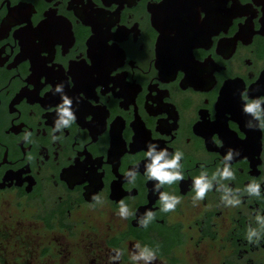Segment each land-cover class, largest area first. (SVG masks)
I'll return each mask as SVG.
<instances>
[{
  "label": "flooded vegetation",
  "instance_id": "1",
  "mask_svg": "<svg viewBox=\"0 0 264 264\" xmlns=\"http://www.w3.org/2000/svg\"><path fill=\"white\" fill-rule=\"evenodd\" d=\"M177 3L179 14L166 18L164 10L173 4L168 0H0V264H134L136 244L158 247L154 264H264V235L258 244L246 239L249 226L261 230L255 216H264V129L256 128L254 161L243 153L233 156L235 179L222 180L217 170L224 167L227 149L219 131L208 127L220 115L235 141L246 139L221 98L228 84L238 87L232 100L241 107L245 99L264 98V93H250L264 75V1L223 0L224 11L234 5L248 10L229 15L221 25L207 23L213 29L203 41L191 37L184 60L161 72L159 52L167 50L158 47L159 25L169 24L164 33L169 38L175 37L174 26H179L178 34H187L194 30L187 14L199 25L217 7L214 0ZM84 12L93 19L98 13L105 23L98 32L116 54L106 76L119 84H94L89 96L78 91L80 101L100 110V124L91 131L87 124L93 115L84 112L80 121L56 132L60 138L53 141L52 116L60 103L39 102L52 85L44 75L32 76L22 43L27 36L25 43L38 46V35L25 32L36 31L50 17L61 22L64 44L52 40L36 54L45 68L61 73L70 91L72 66L91 67L93 20ZM186 67L203 82L194 79L195 72L187 74ZM120 85L131 88L127 99L120 95ZM33 91L39 100L24 95ZM25 132L32 134L30 141L24 140ZM137 133L160 143L169 158L183 153L184 179L160 188L181 197L174 212L160 211L156 182L145 175L147 149L134 145ZM83 164L86 169L80 167L76 175L77 165ZM89 169L96 178L93 187L84 177ZM129 170L137 172L134 183L126 179ZM202 171L213 189L194 203L192 181ZM253 181L260 184V197L245 191ZM225 188L239 189L229 194L241 199L238 207L221 202ZM93 195L102 203L93 201ZM121 200L132 213L127 219L118 215ZM146 210L156 215L143 228L138 220ZM117 251L122 255L112 260Z\"/></svg>",
  "mask_w": 264,
  "mask_h": 264
},
{
  "label": "water",
  "instance_id": "2",
  "mask_svg": "<svg viewBox=\"0 0 264 264\" xmlns=\"http://www.w3.org/2000/svg\"><path fill=\"white\" fill-rule=\"evenodd\" d=\"M170 1V3H173L172 5L168 6V11L165 9V17L166 18H171V16L175 15V13H178L181 7L179 6V0H168ZM216 2V6H214L212 8V13L209 14L210 18L205 20L204 22L200 23L199 25L196 23V21H193L194 18H192L191 14H187L186 16L188 17V19H191L190 23L191 26L193 27L194 30H191L189 33L181 34V30H180V34H178L177 32V28L179 27H175L176 32H175V37L174 38H169L167 37V35H165V31L167 29H170L169 24L166 26H160L159 31L161 33V38L159 39V45L158 47L160 49H165L166 54H163L161 52H159V58L161 60V66L163 67L161 72H166L167 70H169L172 65L177 62L180 63V60H184L183 55L186 56L187 54V48L190 46V38L194 37V39H192V41H203L204 39V35L210 31L209 29H213V28H208L207 23L209 24L210 22V26L212 25H221L222 20L227 19V17L233 13H239V12H246V10H248L247 8H239L238 6L234 5L229 11H224L221 7V3L223 0H214ZM264 1V0H263ZM188 11V10H187ZM171 12V13H170ZM98 14V13H97ZM96 14V18H91V13H88L87 15L84 12V15L87 19L90 18V20H93V23L90 22L92 28H93V33H94V37L93 39H91L90 41V58H91V67H86L84 65H78L75 66L73 65L71 68V75L73 77V82H74V87L72 90H68L63 82V78L61 76V73L58 72H54L51 69H47L43 66V60L38 58L37 56V49H39V47H48L49 43L52 40H57L60 43L64 44V41H66V32H65V28L63 26V24L61 22H57L53 19L48 18L49 20L46 23H43L36 31H31L29 28V32H25L28 35H31L32 33H35L36 35H38L39 38V45L36 46L34 44H30V43H25L27 36L24 37L23 39V51L24 48H26L27 50V55L31 60V65H32V76H35V74L37 73L38 75H44L46 77V79L51 83L52 85V90L49 94L45 95V97L42 100H39L36 98V94L35 92H25L24 95L28 98V99H35V100H39L40 103H49L51 101H58L59 103H61V95L60 94H54V88L57 84H63L64 86V94H66L68 97H70L72 99V110L75 114V117L80 121V116L82 113L84 112H89L93 115V119L92 121L87 124V127L93 131L96 128H98L99 124H100V117L102 116L100 113L99 109H91L89 108L84 102L80 101L77 98V92H83L85 94V96H89L90 92H91V88L94 86V84H100V85H105V82L110 80L114 85L119 84L118 79H108L106 76L107 70L109 69V67L111 65H113V62L116 60V54L114 52L113 48H109L106 47L104 45V39H105V34L103 32H98L100 29V25L104 26V22L100 20V16L101 15H97ZM171 14V15H170ZM179 14V13H178ZM177 14V15H178ZM169 15V16H168ZM190 17V18H189ZM104 23V24H103ZM172 25H174L172 23ZM263 25H264V19H263ZM200 26V27H199ZM197 27H199L197 29ZM161 29V30H160ZM248 29L243 28L241 29V36L244 37L246 31ZM26 31V30H25ZM168 31V30H167ZM185 36V37H184ZM30 37V36H28ZM31 38V37H30ZM29 38V40H30ZM169 48V49H168ZM25 50V51H26ZM186 52V53H184ZM166 55V56H165ZM174 62V63H173ZM187 69H185L186 73L188 74V71H192L196 73L195 70H190L189 67H186ZM34 73V74H33ZM194 73V74H195ZM197 75L195 76L194 79L197 80V82H203V79L198 75V73H196ZM54 80H56L54 82ZM32 81V80H31ZM32 83L34 85H36L35 81H32ZM120 95L124 98L127 99L130 95L131 92V88L129 87H122L120 85ZM237 89L238 87L234 84H228L225 87L224 92L222 93V98L223 103L228 107V111L232 114V116L240 123L241 127L245 130L246 132V139L243 142H237L235 141V139H233V137H231L223 128L222 126V122H221V117L219 115L217 123H215L214 125H208V127H213L215 129H217L220 133V135L223 138L224 141V145H225V149H227V151L229 149L234 150V152H238L243 153L244 155H246L252 162L253 160V156L255 154L254 150L256 147V136H257V132L256 129H252L250 130L249 128L246 127V123L248 121H251L252 119L249 117V115L243 113L242 108L239 104L237 105V103H235L232 99H235L236 94H237ZM250 93L251 94H256V93H264V75L263 77L260 79V81L255 85V87H251L250 89ZM230 99V102L229 100ZM57 118V113L54 114L52 116L53 120H56ZM204 127H200L202 129V131L204 132V129L206 127V125H203ZM253 128H255V126L253 125ZM138 132V131H137ZM137 138L135 139V143L134 145H141L143 146L145 149H147V145L148 144H156L159 146L160 149H162L160 143L157 142H149L144 138H140L139 133H137ZM115 147L114 150L117 149V145L118 142L114 143ZM116 148V149H115ZM159 148H157V151H159ZM113 150V151H114ZM113 155V152L112 154ZM233 156H235V153H233ZM78 171L75 172L76 175H79L78 172H81L80 167H82V169H86L83 165H77ZM82 175V174H80ZM84 175V174H83ZM84 177L89 181L90 187H93L96 183V178L95 175L93 174L92 169L88 170L87 175H84Z\"/></svg>",
  "mask_w": 264,
  "mask_h": 264
},
{
  "label": "clouds",
  "instance_id": "3",
  "mask_svg": "<svg viewBox=\"0 0 264 264\" xmlns=\"http://www.w3.org/2000/svg\"><path fill=\"white\" fill-rule=\"evenodd\" d=\"M54 94L61 95V103L56 108L57 118L54 121L53 127V141L58 140L60 137L55 135L56 132H61L65 128L71 127L75 122L76 117L72 110V99L64 94L63 84H57L54 88ZM246 97V93L242 94ZM261 104H264V98H257L253 100L245 99L244 106L242 108L243 113L251 116L254 120L257 121L255 128H253L250 122L246 123V127L250 130L260 128L264 129V109L261 108ZM31 133H24V140L30 141ZM148 151L145 153V157L150 160V163L145 165V175L149 180L155 181L154 191L158 194L159 202L161 204L160 211L164 213L174 212L177 206L181 203V197L176 195H171L168 192H161L160 188L164 185H172L184 179L182 172V165L180 164L181 159L183 158V153L176 151L174 154H171L169 158V153L167 149H160L156 144H148ZM159 148V151H157ZM233 153L235 156H238V152L229 149L225 154L223 161L224 167L222 170H217L220 178L222 180H233L235 179V173L231 170L230 162L233 160ZM29 159H32L29 157ZM227 162V163H225ZM217 172L213 173V179H215ZM137 172L135 170H129L126 173V179L129 183H134L136 179ZM129 177L131 179H129ZM213 184L207 179V172L202 171L201 174L193 178L192 181V190L194 192L193 202L202 201L206 198L207 193L212 191ZM245 191L249 196L260 197L261 188L260 184L255 181L249 183ZM239 192V189L233 190L225 188V191L221 197V202L224 206L238 207L241 204L240 198H230V193ZM92 200L96 203H102L98 195H93ZM118 215L122 219H127L132 213L129 211L127 205L124 204L123 200L119 202V212ZM155 213L151 210H146L143 213V219L138 220V224L147 228L149 223L155 219ZM255 221L260 227V231L252 227L247 228L246 239L250 244L260 242L261 236L264 235V216L257 214L255 216ZM157 249H152L148 246L141 247L139 244L134 246V251L131 253V259L134 261V264H154V261L157 258ZM122 254L117 251L114 257H111L112 260H119Z\"/></svg>",
  "mask_w": 264,
  "mask_h": 264
}]
</instances>
